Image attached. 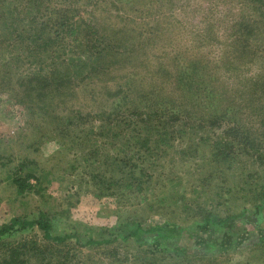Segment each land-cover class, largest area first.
<instances>
[{
  "label": "rangeland",
  "instance_id": "obj_1",
  "mask_svg": "<svg viewBox=\"0 0 264 264\" xmlns=\"http://www.w3.org/2000/svg\"><path fill=\"white\" fill-rule=\"evenodd\" d=\"M42 3L39 19L59 22L63 16L71 17L69 10L79 8L70 24L94 17L92 33L104 35L94 42V38H79L81 29L76 32L78 36L65 34L63 44L55 46L53 53L64 61L57 70V83L38 95L22 87L32 68H15L12 44L7 50L0 48V224L16 211H26L29 217L36 215L40 200L17 197L6 179L10 167L33 161L48 179L47 206L63 212L59 220L52 221L54 231L77 233L80 243L71 241L67 245L70 252L66 258V247H50L38 230H29L0 239V264H264V245H250L256 237L252 224L237 226L246 229L239 232L238 245L204 256L189 253L182 257L169 251L149 255L150 247L136 249L121 241L109 246L83 245L88 236L100 238L122 229L127 219L188 225L199 219L202 211L232 210L233 200L225 201L230 195L229 182H223V178L227 181L226 173L207 175L204 168L198 169L203 160H211L208 146L229 137L222 127H231L232 123L219 126L217 118L221 115L229 120L235 113L223 110L228 100L247 123L257 118L250 113L251 103L258 109L255 114L264 120V92L257 90L253 101L246 95L245 102H240L236 96L237 90H249L257 80L264 84V23H260L262 35L256 42L249 38L247 27L252 26V19L264 20V0ZM85 10L86 15L82 14ZM51 27L58 29L56 25ZM158 30L160 34L153 36ZM96 48L106 51L88 54ZM243 83H248L246 88ZM107 115L109 119L104 121ZM160 117L173 125L185 123L193 127L190 130H195L194 134L177 135L171 142L174 147L162 156L140 158L134 136ZM209 117L217 119L208 126ZM71 119L78 126L68 124L66 130L81 132L80 145L59 142L62 126ZM125 120L130 123L128 130L113 136L120 130L110 126ZM25 127L33 132L22 130ZM200 140L202 145L195 146ZM181 149L184 155L178 152ZM109 158L125 159L145 168L147 182L140 192L127 188L125 181L117 182L109 191L101 190L94 178L100 174L109 178ZM123 175L117 173L115 178L122 179ZM218 192L220 197L215 195ZM190 202L188 211L181 210V203L185 207L184 203ZM198 233L204 243L214 245L222 236L209 231Z\"/></svg>",
  "mask_w": 264,
  "mask_h": 264
},
{
  "label": "trees",
  "instance_id": "obj_2",
  "mask_svg": "<svg viewBox=\"0 0 264 264\" xmlns=\"http://www.w3.org/2000/svg\"><path fill=\"white\" fill-rule=\"evenodd\" d=\"M42 4V0H0V48L7 50V47L12 44L10 52H15V57L11 58L12 63L15 64V68L18 69L23 65L32 68L31 75L25 79L26 82L23 83L22 87H24L26 92L28 90L37 95L40 94V91L49 89L57 83V70L63 65L64 61L63 58L53 56V53L59 44H63L65 34L73 35L74 33L76 34L78 29H81L82 31L78 34L79 38L83 37L84 41H90V39L94 38V42H97L104 35V32L99 31L92 33V29H95L93 27L96 24V18L94 17L82 19L80 16V19L74 21V26L70 24L73 21L71 17L74 16V13L79 8L69 10L71 17L69 15L63 16L59 19V22H55L50 18L44 19V17L39 19L38 16L41 17L43 12L41 9ZM87 13L88 11L86 10L85 13L82 12L85 15ZM260 23H264V20L258 22V19L257 21L252 19L250 23L252 26L247 25L249 28V38L252 41H258L262 35ZM53 25H56L58 29L52 30L53 27L51 26ZM51 31H53L54 35ZM160 32V30L156 31L153 33V36L157 37ZM236 37L234 38L238 39L239 35ZM136 47L138 46L132 45V48L135 49ZM105 51L106 49L96 48L92 52L89 51L88 54L97 55ZM247 84L243 83L242 86L246 88ZM257 90H260L261 94L264 92V84L259 80L255 81L254 85L251 83L249 90L242 89L239 92L237 90L236 96L240 102H245L243 97L246 95L253 101L255 100ZM233 100L236 101V99ZM250 106L253 109L250 110V113L254 114L257 118H254L251 123H247L246 120H242L238 116L240 110L235 108L234 103L230 100L226 102L223 107L225 113H229V111L235 113H233V116H230L229 120L224 119L225 117H221V115H218L217 118L219 119V126L223 122L232 123L231 127H222L227 130L226 135L229 137L220 139L216 144L212 143L210 146L207 145L209 148L208 157L211 160H203L200 169H198L201 170L204 168L207 171V175L212 173H226L227 181L223 178V182H229L227 189L230 195L225 201L229 203V201L233 200L231 211H202L200 218L197 220L194 219L188 225H180L174 222L145 224L142 220L127 219L124 221L122 229H117L114 233H108L100 238L88 236L83 245L91 247L109 246L121 241L127 244L129 243V245H132L136 249H142V247L148 246L150 247L147 250V254L149 255L169 251L182 257L189 253H192L190 255L194 256H204L225 252L238 245L240 242L238 234L240 231H245L246 229L244 230V227L237 226H245L246 224H252L251 226L256 231V237L250 245H264V120L255 114L258 111L255 105L251 103ZM262 110L264 111V108ZM155 114L158 115L157 113ZM217 118L209 117L206 119L208 126L212 121L215 123ZM107 119H109L108 115L104 121ZM155 121L156 123L152 121L151 124H146L141 132L136 134L137 136H134V145H136L137 151H140V158L151 159L154 155L162 156L170 148L174 147L171 142L179 137L177 135L194 134L193 132L195 131L190 130L193 127H186L185 123H176L174 125L169 122L167 123L165 117H160ZM127 122L125 120L123 123L117 122L116 124H112L110 127L118 126L120 130L119 132L116 131L113 136H117L119 133L128 130L130 123L126 124ZM75 123L74 119L73 122L71 119L62 126L64 130L60 131V135L64 139L59 138L60 144L71 142L72 144L80 145L79 139L83 137L81 132H76L75 130L70 133L66 130L68 124L75 125L74 127L78 126ZM27 126L33 125L28 124ZM28 127L22 130L33 132ZM90 132L92 134L93 130ZM190 140H192V137ZM36 142L41 144L39 139ZM202 142L203 140H200L195 146L202 145ZM190 143L192 142L190 141ZM178 152L183 155L185 154L184 149L178 150ZM84 159L89 160L88 158ZM108 162L107 171L109 172V178L103 174L96 177L93 176L95 177L96 183L101 184V190L109 191L119 181H125L123 184L129 189L131 187L133 189L135 188L136 192L142 190L141 187L144 185V182H147L144 175L145 168H139V165L129 164L125 159L119 158H109ZM203 163L205 167H203ZM1 165L4 166L6 163L2 162ZM117 173L124 174V178H115ZM7 178L9 180L8 185L14 187L17 197L27 199L36 197L43 206H35L34 213L36 215L34 217H29L26 211L14 212L7 221L0 224V239L10 238L22 232L36 229L41 234L42 240L50 247L63 246L67 248V245L71 241L75 244L80 243L77 233L54 231L52 221L59 220L63 212L54 211L47 206L45 185L48 183V179L42 173V169L37 163L29 161L28 165H25L22 162L17 164V166L10 167L6 175ZM32 179L34 183H31ZM215 195L220 197L219 192L218 194L215 193ZM184 204H186L185 207H182L183 203H181V210L185 212L191 208L192 203L190 202V205L188 203ZM216 204L218 205L219 202ZM228 206L230 207V204ZM199 231L221 233L222 236L220 237L218 245H214L211 242L204 243L201 234L198 233ZM179 241L180 243L178 244ZM66 252L65 256L67 258L70 252L68 248Z\"/></svg>",
  "mask_w": 264,
  "mask_h": 264
}]
</instances>
